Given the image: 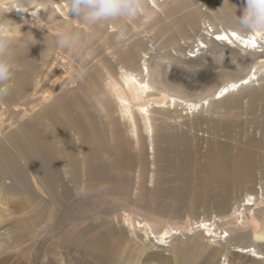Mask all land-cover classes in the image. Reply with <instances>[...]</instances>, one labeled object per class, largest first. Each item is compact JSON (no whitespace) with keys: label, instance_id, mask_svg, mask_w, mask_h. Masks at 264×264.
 I'll use <instances>...</instances> for the list:
<instances>
[{"label":"rangeland","instance_id":"1","mask_svg":"<svg viewBox=\"0 0 264 264\" xmlns=\"http://www.w3.org/2000/svg\"><path fill=\"white\" fill-rule=\"evenodd\" d=\"M10 2L0 0V27L8 30L19 55L11 61L12 92L0 102V107L7 105L0 108L5 112L0 139L8 134L26 147L19 151L6 140L21 166L19 172L22 167L25 173L29 167L41 171L35 155L44 150L55 177L50 187L44 178L43 183L30 182L28 189L0 186V264H120L125 258L128 264H264V78H260L264 50L253 44L224 46L213 41L210 32L212 25L218 31L222 26L211 8L219 7L225 12L222 17L229 16L230 2L240 15L245 0H159L158 13L150 10L154 6L147 0L152 6L148 15L131 23L128 31L131 42L142 46L139 61L146 58L151 99L159 102L158 113L151 115L153 137H147L140 126L136 140L122 126L118 106L106 89V72L115 65L109 53L116 48L113 26L96 30V41L81 64L48 42L60 25L71 23L87 31L86 26L74 23L68 14L59 22L49 16L43 19L45 28L38 31L45 40L38 43L21 30L35 24L16 23ZM202 37L206 44L200 48L196 40ZM30 50L34 57L22 60ZM46 57L61 61L49 80L41 74ZM255 70L252 81L234 89L226 103L213 101L211 95L219 86ZM23 80L28 86L23 87ZM158 85L167 97L156 92ZM169 97L198 106L187 110ZM65 102L69 111L62 107ZM14 109L25 115H16ZM48 109L51 114L45 115ZM75 120L81 128H75ZM31 126L36 129L32 134L27 130ZM78 130L86 143L77 140ZM102 149L116 174L108 186L84 173L86 153L96 155ZM8 176L0 171L1 181ZM247 195L255 198V204L243 212L245 216L253 211L249 224L225 243L229 220ZM129 213L137 230L130 229L124 218ZM141 219L153 222L148 239L142 222L136 224ZM202 220L211 229V234L204 230L210 236L207 241L195 235L197 229L206 228ZM255 223L261 226L255 241L261 256H234L236 246L255 243ZM170 227L182 229L174 240L152 237Z\"/></svg>","mask_w":264,"mask_h":264},{"label":"bare ground","instance_id":"2","mask_svg":"<svg viewBox=\"0 0 264 264\" xmlns=\"http://www.w3.org/2000/svg\"><path fill=\"white\" fill-rule=\"evenodd\" d=\"M34 1L35 0H11V2H10V4H11L10 8L12 11L11 17L13 18V20L16 23L22 22V24H27V23L35 24L36 28L33 27V29H30V28L22 27L21 30L27 35V37H29V39H31L32 37H35L37 42L39 43V42L45 40V38H43V36L40 35V33H38V31L40 32V30L42 28H45L44 27L45 22L43 19L51 16V17H53L52 20H55L56 22L62 21L63 20L62 17H64V15L67 16V8H66V0H40V2L38 1V3L31 4ZM48 1L52 2V4L53 3H56V4L53 5V7H51V4L48 3ZM151 2L153 4L154 8H156V9L151 8L152 7L151 6V7H148L149 9L151 8L150 10H152L155 13H158V11L162 10V8H159V5H160L159 0H151ZM225 5L226 4L223 5V8L225 7ZM211 10L215 11V14L219 16L218 20L222 23L221 30H219V31L216 30L214 25L209 23L212 25V28H213V31L211 32V34L215 35V38L212 39L213 41L219 40V42H221L224 46L225 45L239 46L240 48H244V47L247 48L249 46H252V44L254 42L256 45L255 47L257 49L262 48V50H264V35H261L260 33H249L248 35H240L238 33H235L232 31L231 27L228 24L229 16L228 15H225L224 17L221 16L222 13L223 14L225 13V12H223V10L221 12V8H219V7L214 8L213 7V8H211ZM192 14L193 15L191 16V18H195V16H194L195 14L194 13H192ZM74 23L77 24L79 22L74 20ZM223 23L225 25H223ZM3 29L6 32L8 31L6 28H3ZM205 29H207V31H208L207 27H205ZM217 37H226V39L221 40V39H217ZM245 41H248V43H245ZM196 42H197L196 45L198 47H200V46H201L200 48L205 47L206 43L204 41V37H202L201 40L198 38L196 40ZM140 43L141 42H139V44ZM115 47L116 48H114V49H110L111 51L107 49L108 51H110L109 53L111 54L112 59L115 62V65L111 64V65H113V69L111 71L108 70L106 72V75H107L106 79H105L106 89L110 93L112 101H114V103L117 104L116 106H118L117 111H118L119 117L121 119V124L124 127L125 131L128 134H130V136L133 137V139L136 140L137 139L136 134L138 132V127L141 126V128H143L147 137H149V138L153 137V131H154L155 124L153 122V118L151 115L153 112L158 113V108L155 106H156V104H158L159 101L156 100L154 97H153L154 99H151V97L153 96V93H151V87L149 86V81H148L149 68H148V64L146 63V60H145L146 58H143L142 62L139 61L140 60L139 54H140V52H142L141 51L142 46L138 45L134 42H131L127 46L126 49L121 48L117 45H115ZM200 48H199V50H201ZM190 51L194 52L193 49H191ZM215 52L221 53V52H218L217 50ZM31 53H32L31 50L23 53V55L21 56V59L22 60L23 59L28 60L30 57L33 56V54H31ZM190 55H192V54H190ZM263 55L264 54H262L261 56H263ZM31 59L33 61V58H31ZM27 62H29V61H27ZM60 63H61V61L58 58H55V57L47 58L46 57V59L43 61V64L46 66V68L41 69V74H43L45 79L49 80L53 76V74L55 73V72L54 73L52 72L53 69H55L56 67L58 68L60 66ZM31 65H33V63ZM47 66H48V68H47ZM27 70H30V69H27ZM257 72H258L257 70H255L252 73L249 72L247 75H245L242 78H239L238 80H232V81H229V82L219 86L212 93L211 98L213 99V101H216V103H218V102L226 103V101L230 100L231 95H232V91H234V89L239 90V88H243L244 85L251 82L252 76H255L257 74ZM21 75L22 74L20 73L19 76H21ZM260 78H264V75L261 76ZM245 81L247 83H245ZM46 83L47 82H44V84H46ZM22 85H23V87L28 86L27 81L23 80ZM39 85L40 84H38V86ZM233 85H235V87H232ZM41 88H44V87L42 86ZM40 91H43V90L41 89ZM163 91H164L163 87L161 85H158V89H156V92H159L161 94V96H163V97H167V95L165 93H161ZM35 99L38 100L37 98H35ZM168 99H170V100L172 99V102L174 104H182L183 106L187 107V110L188 109H191V110L195 109L198 106V104L196 102H192V101L187 102L185 100L178 99L176 97H169ZM261 100H262L261 106H263V108H264V105H263L264 98H262ZM208 102H209V99L208 100L206 99L204 101L205 104H208ZM6 107H7V105L6 106L4 105V106H1L0 108L5 109ZM62 107L69 111V109H70L69 102H65L64 106H62ZM150 109L152 111H150ZM14 111H15L14 113H16V115H18L20 117H23L25 115V113H20L17 109H14ZM43 111H45V110H43ZM50 112L51 111L48 109V111H45V115H50L51 114ZM3 113H5V112L4 111L0 112V122H1V118L3 116ZM165 115H167V113H165ZM49 118L51 119V116H49ZM70 119H72V118H70ZM77 121H76L77 124L75 123V128L76 127L81 128V123H79ZM1 125H3V122H1ZM31 127L27 128V130L28 129L31 130V131H29L30 134H32L33 131H36V129L34 127H32V128ZM78 131L79 132L76 131V134H75L77 136L76 137L77 140L79 142H85L86 141L85 134L81 130H78ZM0 134H1V130H0ZM115 137L116 138L118 137V139H120L118 133L115 135ZM6 140H8V142L10 143L9 146H12L15 149L17 147L19 149V151L20 150L23 151V149L26 148V147H22V146L20 147L19 145H17L18 140H16L15 137L9 136L8 134L5 135V139L3 137L0 139V171L3 172L5 175L8 174L10 176V177L8 176L9 179H7V180H2V181L0 180L1 181V183H0L1 189H5L11 185H22V186H24L23 187L24 189H26V188L28 189L30 187V182H31V184L33 183L34 185L36 182L39 183L40 181L43 183V181H42L43 178L46 180L45 186L50 187L52 185L51 177L53 179L55 176H53L54 172L51 170V168L53 167L51 164V161L48 159V157H46L47 154H45L44 150H43V153H39L37 150V152H36L37 156L35 155V158L39 159L37 161L40 162V165L39 164H37V165L39 167H41V171H39V169L35 170L34 168L29 167V171L26 172L30 178V179H28V176L25 173V167L24 168L22 167L23 170H20V172H19L18 168L20 165L17 162V158L14 157L15 155L11 156V153L13 150L10 149V147H6L8 145V144L6 145ZM98 141H99V138H98ZM100 142L101 141H99V143ZM43 146H44V144H43ZM150 146H152V143H150ZM87 150H89V149L87 148ZM151 150H152V148H151ZM26 151L27 150H25L24 152H26ZM103 151H104L103 149H102V151L99 150V153H97L98 152L97 151L96 155H94L93 153L92 154L86 153V155H85L86 158L85 157L84 158L86 160L87 167L85 168L84 173H85V175H88L89 177H90V174L93 175L95 177L94 179L98 183L100 182V184H102V185L106 183L105 185L108 186L109 183H107V182L113 183L112 181H113V178H116L115 177L116 174H114V169H113V171L110 170V169H112V168H109V164L111 162V159L109 161H107L108 157L104 156ZM28 159H30L29 162H31L32 158H28ZM27 161L28 160H26L25 163H28ZM50 165H51V168H48ZM20 168H21V166H20ZM90 179H92V178H90ZM254 200H255V198L252 195H247V197L244 198V200H242V203L236 207L235 211L237 212V215L233 216L229 220V221H232L231 226L224 231V232H226V235L224 236V237H226L225 243L230 242L229 239H230L231 234L236 233V232H241V230H243L244 228H247L249 221H250V218H251V214L253 213V211L249 210L245 216H244L243 212L247 209H250L249 208L250 205L255 204ZM124 218L127 222H129V228L130 229H132V230L136 229V228H134L135 227V223H134L135 220H134L133 216L130 215V213L125 215ZM229 221H228V224L230 225ZM136 222H137L136 224L138 227H139L140 222H142L141 225H143L144 229H145V238L146 239L150 238L149 235L152 234V232H153L151 230L153 222H151L152 223L151 224L150 221H148L147 219L146 220H144V219L137 220ZM200 222L206 228L197 229L196 230L197 234H195V235H197V237L203 239L204 241H207V240H209L210 236L209 235L206 236L204 233V230L206 229L208 231V233L211 234V229L206 222H203V220ZM147 229L150 230V232H148ZM260 229H261V226L258 223H255V228L252 229L253 230L252 236L254 238V242L255 241L257 242V240L260 238V234H261ZM178 230L182 231V229L179 227H170V229L165 230L164 232H162L158 235L153 234L152 237L155 239L157 238V240L161 241V242H166V241H163L165 238H170V240H174L175 235L178 234L177 233ZM134 233H136V232H134ZM213 237H215V236H213ZM256 242L252 243V244L245 245V246H236L235 250H234L235 253L233 255L240 257L244 254H247V255H251L255 259H258V257L261 256V254H260L261 249L257 245L258 243L256 244ZM127 261H128V258H125V259L121 260L120 264H128ZM130 264H131V262H130Z\"/></svg>","mask_w":264,"mask_h":264},{"label":"clouds","instance_id":"3","mask_svg":"<svg viewBox=\"0 0 264 264\" xmlns=\"http://www.w3.org/2000/svg\"><path fill=\"white\" fill-rule=\"evenodd\" d=\"M229 6L228 24L233 32L264 35V0H245L240 15L236 14V7L230 2ZM66 8L68 16L88 30H79L71 23L60 25L48 46L60 48L81 64L85 62V53L96 41V30L112 25L114 44L126 49L131 43L129 25L148 15L147 0H66ZM18 55L17 44L0 27V102L12 92L9 84L13 78L11 61Z\"/></svg>","mask_w":264,"mask_h":264},{"label":"snow or ice","instance_id":"4","mask_svg":"<svg viewBox=\"0 0 264 264\" xmlns=\"http://www.w3.org/2000/svg\"><path fill=\"white\" fill-rule=\"evenodd\" d=\"M217 39L223 40V39H226V37H217ZM245 43H248V41H245ZM253 47H255V43L254 42H253ZM245 83H247V82L245 81ZM232 87H235V85H233Z\"/></svg>","mask_w":264,"mask_h":264},{"label":"built area","instance_id":"5","mask_svg":"<svg viewBox=\"0 0 264 264\" xmlns=\"http://www.w3.org/2000/svg\"><path fill=\"white\" fill-rule=\"evenodd\" d=\"M210 32H212V31H210Z\"/></svg>","mask_w":264,"mask_h":264}]
</instances>
